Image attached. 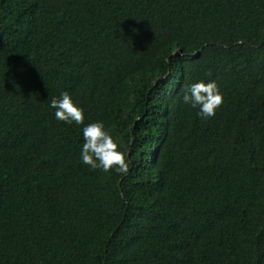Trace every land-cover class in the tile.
<instances>
[{"label": "trees", "instance_id": "trees-1", "mask_svg": "<svg viewBox=\"0 0 264 264\" xmlns=\"http://www.w3.org/2000/svg\"><path fill=\"white\" fill-rule=\"evenodd\" d=\"M97 121L127 174L81 162ZM0 264H264V0H0Z\"/></svg>", "mask_w": 264, "mask_h": 264}, {"label": "clouds", "instance_id": "clouds-1", "mask_svg": "<svg viewBox=\"0 0 264 264\" xmlns=\"http://www.w3.org/2000/svg\"><path fill=\"white\" fill-rule=\"evenodd\" d=\"M183 103L198 109L196 115L211 118L222 104V95L215 81L190 84L182 97ZM49 107L54 110L55 119L67 124H83L84 109L79 107L67 92L51 99ZM83 143L80 148L81 162L92 169L104 172L110 170L127 174L129 164L118 144L105 129L103 122L97 121L82 128Z\"/></svg>", "mask_w": 264, "mask_h": 264}]
</instances>
